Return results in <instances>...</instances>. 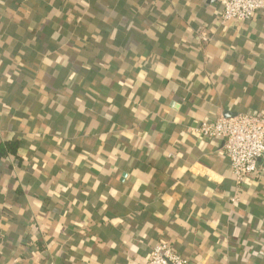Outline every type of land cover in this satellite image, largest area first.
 <instances>
[{
  "label": "crops",
  "instance_id": "obj_1",
  "mask_svg": "<svg viewBox=\"0 0 264 264\" xmlns=\"http://www.w3.org/2000/svg\"><path fill=\"white\" fill-rule=\"evenodd\" d=\"M223 1L0 0V264H264V159L239 187L194 132L264 111V12Z\"/></svg>",
  "mask_w": 264,
  "mask_h": 264
},
{
  "label": "built area",
  "instance_id": "obj_2",
  "mask_svg": "<svg viewBox=\"0 0 264 264\" xmlns=\"http://www.w3.org/2000/svg\"><path fill=\"white\" fill-rule=\"evenodd\" d=\"M259 12H264V0H225L222 3L220 23L223 26L241 25ZM203 40L209 39L203 35ZM194 132L202 139L223 142V151L230 162L237 186H244L250 179L261 175L260 163L264 159V111L203 121ZM238 200L237 196L233 197L232 203ZM17 263L15 260L3 264ZM148 264H190V261L175 252L172 245L158 243L152 249Z\"/></svg>",
  "mask_w": 264,
  "mask_h": 264
},
{
  "label": "trees",
  "instance_id": "obj_3",
  "mask_svg": "<svg viewBox=\"0 0 264 264\" xmlns=\"http://www.w3.org/2000/svg\"><path fill=\"white\" fill-rule=\"evenodd\" d=\"M19 148L20 143L15 140L7 141L5 143L0 144V162L3 158L7 156H17Z\"/></svg>",
  "mask_w": 264,
  "mask_h": 264
},
{
  "label": "water",
  "instance_id": "obj_4",
  "mask_svg": "<svg viewBox=\"0 0 264 264\" xmlns=\"http://www.w3.org/2000/svg\"><path fill=\"white\" fill-rule=\"evenodd\" d=\"M235 115H233V116H227L226 118H231V117H234Z\"/></svg>",
  "mask_w": 264,
  "mask_h": 264
}]
</instances>
